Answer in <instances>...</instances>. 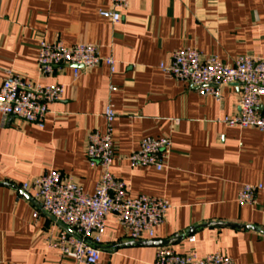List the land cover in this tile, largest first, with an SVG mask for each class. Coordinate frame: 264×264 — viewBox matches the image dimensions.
Here are the masks:
<instances>
[{
	"label": "crops",
	"instance_id": "crops-1",
	"mask_svg": "<svg viewBox=\"0 0 264 264\" xmlns=\"http://www.w3.org/2000/svg\"><path fill=\"white\" fill-rule=\"evenodd\" d=\"M109 9V0H0V81L12 71L64 86L42 128L0 113V264H77L50 246L69 229L22 187L56 170L94 194L102 170L89 165L87 136L106 132L109 106L117 113L111 171L129 184L132 198L164 199L172 209L155 237L139 242L108 216L101 262L154 264L165 247L157 244L181 237L166 246L199 258L220 252L235 264H264V196L254 206L238 203L244 185L264 184V133L223 123L239 111L237 85L224 87L218 102L160 69L186 48L225 63L264 56V0H130L116 25L100 15ZM41 40L68 48L95 44L102 57L114 58V71L102 63L75 77L63 66L43 77ZM148 137L171 140L162 171L129 162Z\"/></svg>",
	"mask_w": 264,
	"mask_h": 264
},
{
	"label": "built area",
	"instance_id": "built-area-1",
	"mask_svg": "<svg viewBox=\"0 0 264 264\" xmlns=\"http://www.w3.org/2000/svg\"><path fill=\"white\" fill-rule=\"evenodd\" d=\"M110 9L100 15L116 25L122 21L120 10L129 7L130 0H109ZM106 64L114 71L113 57H102L95 44H78L65 47L61 42L41 40L38 46V67L41 76L51 77L58 68H73L75 77ZM160 69L170 78L185 82L201 96L223 100V88L237 85L240 89L239 111L223 120L227 126L256 129L264 133V56L245 54L231 63L217 56H205L196 49L176 51L170 64ZM61 84L41 85L26 81L16 72L8 71L0 81V113L13 117L21 124L44 127L49 106L63 98ZM107 130L89 132L85 154L90 167L100 168L102 174L94 194H85L73 179L59 171L48 170L23 185L25 192L32 193L41 210L72 231H62L50 246L57 248L63 258L77 264H104L101 262L102 238L106 220L114 215L127 231L131 241L151 240L172 209L171 204L150 196L131 197V187L111 171L116 160V144L112 127L117 113L109 106L105 112ZM170 138H145L137 151L129 156L132 168H154L162 171L171 152ZM259 195L264 196V184L244 185L238 194V203L257 205ZM39 213H35L37 218ZM194 237L190 238L194 242ZM154 264H235L226 255L216 252L203 258L195 253L178 254L171 247L158 249Z\"/></svg>",
	"mask_w": 264,
	"mask_h": 264
},
{
	"label": "water",
	"instance_id": "water-1",
	"mask_svg": "<svg viewBox=\"0 0 264 264\" xmlns=\"http://www.w3.org/2000/svg\"><path fill=\"white\" fill-rule=\"evenodd\" d=\"M70 235H72V236H74L75 234L72 232V231H70V230H68L67 231ZM182 238L181 237H176V238H174L173 240H171V241H168V242H165V243H162V244H157V245H163V246H166V245H171V244H174L175 242H178V241H180ZM144 244H147V245H151V244H155L154 242H145ZM156 245V244H155Z\"/></svg>",
	"mask_w": 264,
	"mask_h": 264
}]
</instances>
